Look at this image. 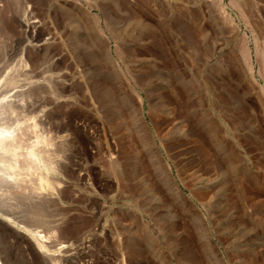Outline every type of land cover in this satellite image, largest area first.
<instances>
[{"label": "rangeland", "instance_id": "1", "mask_svg": "<svg viewBox=\"0 0 264 264\" xmlns=\"http://www.w3.org/2000/svg\"><path fill=\"white\" fill-rule=\"evenodd\" d=\"M217 1L0 0V104L58 177L42 213L0 215L13 264H51L35 230L64 264H264V0H221L254 85Z\"/></svg>", "mask_w": 264, "mask_h": 264}, {"label": "bare ground", "instance_id": "2", "mask_svg": "<svg viewBox=\"0 0 264 264\" xmlns=\"http://www.w3.org/2000/svg\"><path fill=\"white\" fill-rule=\"evenodd\" d=\"M214 7L217 8V12L219 11L218 13H220V16L227 25H230L235 36H237V44L241 51V56L238 58L241 63V69L249 78L250 83L254 85L257 83L255 78L254 54L247 36L241 33L240 27L234 19L226 13L221 0L217 1ZM20 24L25 26L26 23L20 21ZM255 49L257 63L260 66V70L263 72L264 44L256 41ZM24 114L23 107L12 103L9 98L0 104V215L22 224H24V222L20 216L16 214V208L24 206L42 213V209H44L43 205L47 200L57 199L55 196L57 193L55 189L58 182V177L55 176L56 164L50 160L48 148L38 144L40 142L39 138L36 143L24 145L25 142L23 143V138L25 137V129L27 128L23 126L27 125V117L25 116L26 114ZM33 125L34 127L37 126L35 123H33ZM44 143L45 142H43V145ZM31 176H33L35 179L34 181H36L34 193L32 195L26 194L19 198L16 193L26 188ZM46 188H52L53 193L46 194ZM44 206L46 207V205ZM37 212L36 215H39ZM41 217L40 214L37 219H41ZM58 227L57 230L62 229V231L65 228L64 225L60 223H58ZM55 228L56 227H54V229ZM32 235L36 238L37 248L39 251L41 250L43 256H47L46 258H48L51 264H64L62 259L66 255L62 253H51L50 250H52L51 247L53 245L57 246L65 242V240H58L59 242H55L51 245L49 242L50 235L42 233L40 230L32 231ZM67 246L66 244H61L59 251L60 248L64 247V249H66ZM64 251L67 252V250ZM9 258L10 257L7 256L0 244V264H13Z\"/></svg>", "mask_w": 264, "mask_h": 264}]
</instances>
